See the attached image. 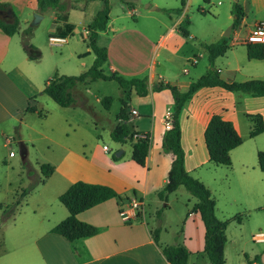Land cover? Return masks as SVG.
<instances>
[{
    "label": "crops",
    "instance_id": "crops-1",
    "mask_svg": "<svg viewBox=\"0 0 264 264\" xmlns=\"http://www.w3.org/2000/svg\"><path fill=\"white\" fill-rule=\"evenodd\" d=\"M63 1L68 7H79L76 3L81 0ZM87 1L91 0H86V4ZM207 1L210 2V0ZM238 1L243 8L244 15L239 24L234 27L245 29V35H247L254 29L257 22L264 21V0ZM189 2L190 0L182 5L180 14L169 16L170 19L172 16H177L171 24L167 25L160 21L167 27L166 31L159 34L156 40L138 30L133 33L132 37L118 38V35L124 31V26L114 25L110 16L106 29L99 31L97 35V43L107 49V72L116 71L126 78L147 77V95L138 96L134 90H131L127 100L134 114L130 118L134 128L150 134L146 165L142 167L132 160V141L119 143L116 155L119 152L117 156L121 155V157L114 160L107 155L109 147H107L108 151H105L103 146L106 145L100 148L97 143L88 144L77 133L80 123L66 118L68 133L62 142H57L60 152L58 160L51 164L54 167L52 173L20 201L9 218L0 221V264H169L161 253V247L169 244H180L187 249L186 264H189L190 260L191 264L209 263L203 251L205 228L198 212L187 210L185 215L186 208L183 204L181 215L178 216L183 226L182 233L180 238L173 243L164 238L160 231L158 244H156L151 234L153 227L145 219L148 199L154 197L158 199L156 193L166 183L173 159L172 154L163 149L167 130L165 112L168 107L173 109V98L168 89L154 91L153 84L170 82L176 84L181 91H186L189 84L198 77L192 79L189 76L191 70L187 69L185 64H192L194 69H197L198 63L192 59V55L197 52L199 57H202L200 49L206 50L204 46H198L196 42L198 39L192 40L194 38L192 32L189 31V34L184 36L178 30V26L185 19L184 14ZM0 4H7L6 8H0L1 19L11 20L12 15L15 14L19 20L18 29L12 35H6L0 29V148H2L9 144V135L6 134L13 130L15 122L23 123L22 119L26 117V113H29L25 111L27 105L36 107L37 111L33 112L35 114L40 111L39 98L43 95L41 90L49 78L55 73L64 74L66 69L71 70L77 67L81 56L89 57L90 64H92L94 56L92 52L88 53L89 47L87 46L86 27L91 20L90 15L84 17L82 23L78 24L71 20L66 9L68 21L74 26L73 33L57 41L49 36V33L55 31L57 25L54 22L55 10L47 9L39 12L35 0H0ZM152 5V3L146 4L145 8L148 12L158 9L157 5L151 7ZM80 6L85 11L86 5L80 3ZM131 10H135L133 5ZM227 11L231 20L233 14L229 3ZM35 12L42 16L40 21L45 17L50 20L46 40L49 45L60 51L53 62L48 65L38 64L42 57L41 54L37 59H31L22 44L23 30L35 25L31 21ZM184 27L187 28L188 24ZM31 36L32 34L28 39L29 43ZM81 40L86 43L84 51L80 48L71 49L75 42L79 43ZM140 43L148 46L147 57L139 51ZM64 49L68 52L65 58L62 56ZM161 53L167 58L163 60L164 64L159 66L156 58ZM169 56L177 59L180 64L177 65L174 60H169ZM68 58L76 59L78 63L73 60L74 63H71L73 65L69 66L65 64ZM166 60H169L168 63L165 62ZM81 64L86 66L85 62ZM214 65L219 70V76L224 80L264 79V59H248L245 48L243 53L231 47L227 48L223 55L215 58ZM208 67L209 63L203 66L202 72L194 75L201 76ZM237 76L240 79H237ZM93 82L87 80L85 83L77 84L73 93L76 95L82 84L90 85ZM87 89L88 86L84 90ZM240 92L228 91L219 86L202 87L184 103L179 113L185 169L210 190L215 200L217 217L221 207L219 199L201 173L199 175L198 169L204 164H212L216 167L224 165H216L208 160L203 133L210 116L215 113L230 120L237 130L234 118L239 105L242 106L241 111L244 114L259 113L264 121V96H251L249 93ZM121 97L126 96L119 89L118 100ZM96 100L100 103V97L97 96ZM184 120L190 129L184 127ZM114 124L115 116L110 123L109 132ZM87 128L93 133L92 128ZM127 144L129 145L128 150ZM245 145L247 144L242 141L239 146L230 150L231 164L225 166L230 170H227L223 178L219 180L226 179L228 186L234 187L238 194L236 197H239L240 204L242 207L245 206L244 211L248 215L251 211H264V171H261L257 165L256 152L260 147H255L253 144ZM47 149L50 150V146H47ZM232 154L235 168H233ZM77 180L107 185L116 192V196L79 212L77 218L94 225L97 232L91 236L69 241L50 231L54 225L67 217L68 211L65 207L62 208L49 201L45 196V191H47L45 187L50 183L48 191L54 199H58V196ZM175 191L169 193V199L164 203L167 210L171 208L172 199L170 197ZM132 197L142 199L145 214L143 220L128 223L124 222L119 215L118 204L121 200ZM12 201L13 199L10 202L0 201V206ZM158 202L163 201L158 199ZM221 210L222 216L219 218L226 220L227 216ZM227 242L226 236L224 257ZM255 255H249L248 259L252 260ZM250 264H263L260 255L257 262L252 261Z\"/></svg>",
    "mask_w": 264,
    "mask_h": 264
},
{
    "label": "rangeland",
    "instance_id": "rangeland-1",
    "mask_svg": "<svg viewBox=\"0 0 264 264\" xmlns=\"http://www.w3.org/2000/svg\"><path fill=\"white\" fill-rule=\"evenodd\" d=\"M182 1L187 3L188 0H108L110 6L109 16L114 25L124 26V31L118 35V38L132 37L133 33L138 30L143 34H148V37L156 40L159 34L166 31L167 26H165V24L167 23V25H169L177 18V16H172L170 19L169 16L162 12V9L165 7H182ZM60 2L65 5L67 12L70 14L71 20L78 24L82 23L84 17H88L90 15V18H92L101 7V2L99 0L87 1V4L86 0H81L76 3L79 7H68L63 0H60ZM80 3L86 5L85 11L81 9ZM148 3L153 4L151 7L157 5L158 9L148 12L145 8ZM228 3L231 5L232 12L233 5L235 3L239 4V1L219 0L218 2V0H210L209 2L205 0H190L184 16L188 19L187 30L188 32H192L194 37L192 40L196 41V39H198L196 41L198 46H203V43L215 42L219 39L225 38L228 46L236 49V51L238 50V52L243 53L244 48L246 49V44L238 41L246 36L245 29L234 27L233 29L231 28L228 36L225 35L228 27L233 25L232 23L235 17L232 13L233 17L231 20L229 19L227 11ZM132 5L135 10H131ZM31 21H33V19ZM226 22H228V24H226ZM49 24L50 20L48 17H45L34 26H31L32 36L30 44L35 46L40 51L42 56L38 61V64L40 65H48L52 63L53 59L58 56V52H60L58 48L49 45L46 40L48 36ZM183 24H185V21H183ZM85 47V41L81 40L79 43L75 42L74 47L72 45L71 49L75 50L80 48L84 51ZM239 47L241 49H238ZM138 49L146 57L148 56V46L140 43L138 45ZM181 49H184V47H181ZM200 52L202 57H199L197 52H194V56L192 55V59L198 63L197 69H194L192 64H185L187 69L191 70L189 76L192 79L199 77L197 76L199 74H194L202 72L204 69L203 66L205 67L208 63V54L206 50L202 51V49H200ZM62 53L64 58L67 57L68 52L66 49H64ZM92 56H94L93 53ZM166 58L167 56L162 53L156 58L159 66L164 64L163 60ZM73 60L78 63L76 59ZM73 60L68 58L65 61V64L71 66L73 65L71 63H74ZM78 60L80 62L78 66L71 70L66 69L64 73L65 75H77L91 65L89 57L85 58V56H81ZM169 60H174L177 65L180 64L178 60L174 59L172 56H169ZM169 60H166L165 62L168 63ZM81 62H85L86 66H83ZM103 68L107 71V63L104 64ZM237 77V79H240L239 76ZM87 86L88 89L85 91L84 89H86ZM76 96H79V98L74 105L61 107L49 96L43 93V95L39 98L41 114L39 115L38 113L35 114L33 112L26 113V117L22 119L23 123L20 124V122L16 121L13 130L6 134L7 136L9 135V144L0 148L1 202H10L11 199L14 201L18 197L21 190L27 187L30 182L27 174L28 168L34 169L36 173L42 177L39 170L40 164H52L58 160L60 152L58 143L62 142V140L66 137V133H68L67 125L65 123L66 118H71L80 123L77 133L80 134L88 144L94 145L97 143L100 148H102L103 145H106L109 147L107 155L111 158L112 155L117 152L116 148L119 143L113 141L109 134L110 123L113 121L115 113L120 107V101L118 100L119 89L117 83L112 80H96L90 85L82 84L79 91H77ZM97 96L100 98L103 96H112L113 100L110 108L104 109L101 103L96 100ZM241 107V105L237 107L238 112L235 114L234 124L237 127L242 141H244V144H250V146L253 144L255 147H260L259 150L264 149V133L257 137L249 136V131L252 128L253 122L241 111ZM183 125L186 129H190L185 120L183 121ZM87 127L92 128L93 133L92 131L90 132ZM20 143H23L27 149L25 164L19 155ZM47 146H50L51 149L48 150ZM126 148L127 150L129 149L128 144ZM232 161L234 162L233 154ZM233 164V168H235V162ZM227 170L230 169L225 166L216 167L212 164H204L198 169L199 175L201 173L203 179H205L211 190L214 191L215 196L219 199V206L221 207L218 210V218L222 216V214H220L221 209L222 213L227 216L228 224L225 229V233L228 242L225 250V264H247L244 253L248 256L259 254L261 262L264 264V241H255L252 238V236L257 232L264 233V211H251L248 215L246 214V211H244L245 206H241L239 197H236L238 194L234 187L232 185L228 186L226 179L219 180L223 178V175L227 172ZM49 184L50 183H48L45 187L47 190L45 191V196L50 202L64 208L59 200L57 198L54 199V196L48 191L50 186ZM29 193H27L22 199L27 197ZM170 198L172 199L170 210H167V207L163 206L164 202H158V199L155 197L150 200L148 199L145 219L148 224L154 228L156 224L155 211L157 209H161L162 235L164 238L168 239L170 243H173L180 238L182 233L183 226L182 223L179 222L178 216L181 215L183 204L186 208V215L194 204L195 198L191 196L190 193L182 186L178 187ZM168 199L169 197H167V200ZM235 216L241 217L240 223L233 220ZM3 220L5 219H1L0 213V221ZM191 263L192 261L190 260L189 264ZM207 264L211 263L209 262Z\"/></svg>",
    "mask_w": 264,
    "mask_h": 264
},
{
    "label": "trees",
    "instance_id": "trees-1",
    "mask_svg": "<svg viewBox=\"0 0 264 264\" xmlns=\"http://www.w3.org/2000/svg\"><path fill=\"white\" fill-rule=\"evenodd\" d=\"M101 7L98 12L91 18L87 24V46L89 52L94 54L92 64L83 72L77 75H65L55 73L49 78L41 93H45L55 103L61 107L74 105L79 96L74 95L73 90L79 83H85L87 80H104L115 81L118 88L126 97H121L120 107L115 115V124L109 134L113 141L125 143L132 141V160L140 165H146V158L150 146L149 132H141L134 128L130 122V118L134 115L128 104V94L134 90L138 96H145L148 93L147 77H131L126 78L120 73L113 71L107 72L103 66L107 61V49L97 43V35L99 31H104L109 21L110 6L108 0H99ZM207 1V0H205ZM37 11L44 12L47 9L55 10L54 22L57 24L55 31L49 33L50 37H69L73 33V24L68 21L66 7L60 0H35ZM184 2H181L183 5ZM7 4H0V8H6ZM182 11V7L163 8L162 12L170 16L178 15ZM203 12V11H201ZM232 13L235 15L232 27L239 24L244 12L241 5L235 3L232 8ZM185 24L181 23L178 30L184 35L189 34L186 27L188 19H184ZM19 20L15 14L11 20L0 18V29L6 35L14 34L18 29ZM32 34V27L28 26L23 30V48L31 59H37L40 56V51L28 42ZM208 53L209 67L207 71L199 76L196 80L189 84L186 91H181L176 84L170 82H156L153 84L154 91L168 89L173 98V109L171 117V128L166 130L164 136L163 149L170 152L173 156L170 169L168 171L167 181L164 186L157 191V197L164 203L167 201L169 193L175 191L182 186L195 198L189 212H198L203 221L205 228L204 234V253L211 264H225L224 246L226 242L225 229L228 220L219 219L215 214V200L211 196L210 190L197 178L191 176L185 169V156L181 144V128L179 124V113L184 103L189 100L193 94L202 87L219 86L228 91H241L249 93L252 96H264V79H247L244 81H229L224 80L219 76V70L214 65V60L217 56L223 55L228 48L226 39L222 38L215 42L203 43ZM246 54L248 59H264V43H248L246 44ZM34 97V96H33ZM112 96H103L100 98V103L104 109H109ZM27 112H36V107L27 105ZM40 115V111H38ZM252 122V128L249 131L250 137L264 131V121L261 114H246ZM204 143L207 150L208 160L216 165L229 166L231 158L230 150L239 146L242 143V138L230 120L222 118L219 114H212L204 129ZM257 165L261 171H264V149L256 152ZM120 156L116 153L112 155L114 160H118ZM25 159L23 163L25 164ZM54 167L49 163H41L39 166L40 177L32 168H28V178L30 179L27 187L23 188L18 197L7 205H1V219L9 218L16 207L19 205L22 198L32 191L38 184L42 183L44 178L49 176ZM116 196V192L109 186L89 183L82 180H77L71 183L67 189L58 196L59 202L67 209L68 215L66 218L54 225L50 231L65 237L69 241L81 237L94 235L97 228L87 222L77 218V214L85 209H88L102 201ZM163 203V206L165 204ZM161 214L162 210L155 211V227L151 234L153 241L158 244L161 231ZM240 222V216L234 218ZM161 253L169 264H186L188 251L180 244H169L161 247ZM247 264L252 261L257 262L259 255H255L252 260L248 259V255L244 253Z\"/></svg>",
    "mask_w": 264,
    "mask_h": 264
},
{
    "label": "built area",
    "instance_id": "built-area-1",
    "mask_svg": "<svg viewBox=\"0 0 264 264\" xmlns=\"http://www.w3.org/2000/svg\"><path fill=\"white\" fill-rule=\"evenodd\" d=\"M57 41L63 40V37H51ZM240 43H264V21H259L255 24L254 29L247 33V35L238 40ZM165 128H171L172 110L168 107L165 112ZM105 151H108L107 146H103ZM118 213L124 222L131 223L133 221L143 220L145 214V205L141 198L132 197L121 200L118 204ZM252 238L255 241H264V233L257 232Z\"/></svg>",
    "mask_w": 264,
    "mask_h": 264
},
{
    "label": "water",
    "instance_id": "water-1",
    "mask_svg": "<svg viewBox=\"0 0 264 264\" xmlns=\"http://www.w3.org/2000/svg\"><path fill=\"white\" fill-rule=\"evenodd\" d=\"M41 17L42 16L39 13L35 12L33 14V23L34 24L38 23L40 21ZM231 28H232V26L228 27V29H227V31L225 33L226 36L229 35ZM26 153H27V149H26L25 145L23 143H20V145H19V155H20L22 160L25 159ZM118 154H119V152L117 153V155Z\"/></svg>",
    "mask_w": 264,
    "mask_h": 264
}]
</instances>
